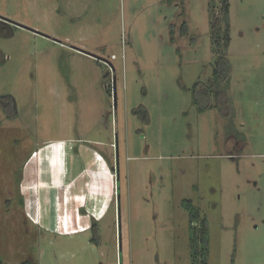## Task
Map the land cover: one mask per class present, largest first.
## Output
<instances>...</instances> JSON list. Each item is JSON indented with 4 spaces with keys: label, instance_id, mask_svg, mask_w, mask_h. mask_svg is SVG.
<instances>
[{
    "label": "rangeland",
    "instance_id": "rangeland-1",
    "mask_svg": "<svg viewBox=\"0 0 264 264\" xmlns=\"http://www.w3.org/2000/svg\"><path fill=\"white\" fill-rule=\"evenodd\" d=\"M228 5L215 84L219 0H0L3 264H191L186 199L264 264V0Z\"/></svg>",
    "mask_w": 264,
    "mask_h": 264
},
{
    "label": "trees",
    "instance_id": "trees-1",
    "mask_svg": "<svg viewBox=\"0 0 264 264\" xmlns=\"http://www.w3.org/2000/svg\"><path fill=\"white\" fill-rule=\"evenodd\" d=\"M168 3H172L176 0H166ZM180 4H183L185 0H178ZM220 9H221V17L213 18L211 22V34L212 41L215 42L214 48H220L218 51L219 56L216 58L214 62V68L212 71V78L215 84L225 83L228 80L231 67L228 58L225 56L226 47L228 44V34H229V23H228V0H219ZM181 34L187 33V25L186 22L183 21L180 26ZM215 89V93H222L219 91L217 87L208 86L205 88L208 94ZM223 94V93H222ZM8 98L13 104L14 99L12 96H1L0 104L4 107L3 99ZM223 99L226 97L223 94ZM12 113L6 112V116L10 117ZM184 206L186 207L189 219V248H190V257L191 264H208L207 262V254H208V241H209V226L208 220L205 215H201L199 209L194 206L190 199L184 200ZM84 212V209H81ZM96 219L92 218L91 221V230H95ZM95 234V233H94ZM93 240L95 238L93 237ZM0 264H3L0 261Z\"/></svg>",
    "mask_w": 264,
    "mask_h": 264
},
{
    "label": "crops",
    "instance_id": "crops-1",
    "mask_svg": "<svg viewBox=\"0 0 264 264\" xmlns=\"http://www.w3.org/2000/svg\"><path fill=\"white\" fill-rule=\"evenodd\" d=\"M50 142H52V141H50ZM36 151H38V150H35L34 152H36ZM98 153V152H97ZM99 154V153H98ZM100 155V154H99ZM101 156V155H100ZM102 157V156H101ZM103 158V157H102ZM104 159V158H103ZM37 177H38V175H37ZM38 179H40L39 177H38ZM66 189V188H65ZM38 210H39V208H37Z\"/></svg>",
    "mask_w": 264,
    "mask_h": 264
},
{
    "label": "water",
    "instance_id": "water-1",
    "mask_svg": "<svg viewBox=\"0 0 264 264\" xmlns=\"http://www.w3.org/2000/svg\"><path fill=\"white\" fill-rule=\"evenodd\" d=\"M110 169H111V170H113V169H114V167H113V166H111V167H110Z\"/></svg>",
    "mask_w": 264,
    "mask_h": 264
},
{
    "label": "flooded vegetation",
    "instance_id": "flooded-vegetation-1",
    "mask_svg": "<svg viewBox=\"0 0 264 264\" xmlns=\"http://www.w3.org/2000/svg\"><path fill=\"white\" fill-rule=\"evenodd\" d=\"M20 201H21V199H20ZM21 203H22V205H23V202L21 201Z\"/></svg>",
    "mask_w": 264,
    "mask_h": 264
}]
</instances>
